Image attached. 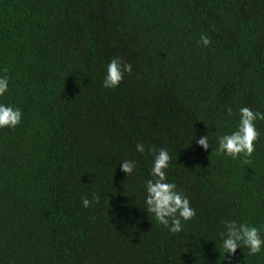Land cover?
Listing matches in <instances>:
<instances>
[{"label":"trees","instance_id":"16d2710c","mask_svg":"<svg viewBox=\"0 0 264 264\" xmlns=\"http://www.w3.org/2000/svg\"><path fill=\"white\" fill-rule=\"evenodd\" d=\"M113 57L132 72L106 89ZM5 67L22 120L0 128V264H264L219 237L235 220L264 239V121L250 166L213 151L241 107L264 112V0H0ZM149 146L196 212L180 233L146 211Z\"/></svg>","mask_w":264,"mask_h":264},{"label":"clouds","instance_id":"9594fccd","mask_svg":"<svg viewBox=\"0 0 264 264\" xmlns=\"http://www.w3.org/2000/svg\"><path fill=\"white\" fill-rule=\"evenodd\" d=\"M199 44L207 47L211 44L208 36L201 34ZM5 75L0 76V96H3L8 90L9 78L6 75L7 68L0 69ZM132 65L125 62L120 57H113L107 65L106 76L103 81V87L106 89L116 88L122 82L125 73L131 74ZM229 116L232 115L231 107L227 109ZM264 121V112L253 111L249 107L239 109V122L237 128L230 134L220 135L217 138V146L214 152L217 155H224L233 160L240 159L242 165L250 166L251 157L255 151V143L260 137V132L255 126V121ZM22 120V111L20 108L0 104V128H16ZM196 143L205 151L209 149L208 135H205ZM136 150L145 153V145L138 143ZM148 153L153 156V165L149 179L145 183L146 188V211L153 214L156 221L168 228L172 234L183 231L182 221L192 220L196 212L191 207L189 199L177 190L175 183L167 182L166 169L169 167L171 156L165 148L157 149L155 146L148 147ZM212 151V152H213ZM135 169V162L124 160L121 164V171L127 176L132 175ZM99 203L100 198L97 194H92V200L82 198L84 208L90 207L91 203ZM224 231L219 233L221 239V248L224 257L231 259L238 248H247L248 255L254 256L260 253L264 246V239L261 238L260 229L250 226L247 223H239L235 220L224 221Z\"/></svg>","mask_w":264,"mask_h":264}]
</instances>
